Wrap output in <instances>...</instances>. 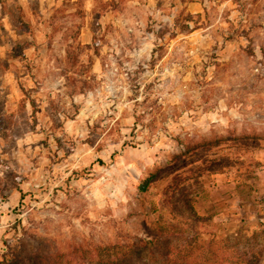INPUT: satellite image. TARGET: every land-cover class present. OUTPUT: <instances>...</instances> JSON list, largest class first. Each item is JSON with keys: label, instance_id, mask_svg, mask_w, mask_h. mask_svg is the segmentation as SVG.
Here are the masks:
<instances>
[{"label": "rangeland", "instance_id": "1", "mask_svg": "<svg viewBox=\"0 0 264 264\" xmlns=\"http://www.w3.org/2000/svg\"><path fill=\"white\" fill-rule=\"evenodd\" d=\"M193 237L264 264V0H1L0 264Z\"/></svg>", "mask_w": 264, "mask_h": 264}, {"label": "trees", "instance_id": "2", "mask_svg": "<svg viewBox=\"0 0 264 264\" xmlns=\"http://www.w3.org/2000/svg\"><path fill=\"white\" fill-rule=\"evenodd\" d=\"M204 249L203 243H199L198 239L195 237L189 238L181 248L173 250L168 249L164 254H161L160 258L162 259L160 263L156 264H213V261L216 259V253L206 249L209 256H205L203 253ZM197 252L199 253V256L202 257V261H196ZM94 253L97 259V264H149L148 262L141 260L140 253H136L125 246H118L116 244L104 247L97 246L94 249ZM235 257L236 260H230V264H260L259 252L253 253L251 258L245 257L244 254L240 255L238 253H236ZM14 262L19 264L18 260H15ZM215 264L222 263L216 261Z\"/></svg>", "mask_w": 264, "mask_h": 264}]
</instances>
